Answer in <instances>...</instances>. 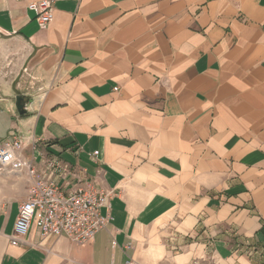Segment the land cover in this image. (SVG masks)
Returning <instances> with one entry per match:
<instances>
[{
  "label": "crops",
  "instance_id": "crops-1",
  "mask_svg": "<svg viewBox=\"0 0 264 264\" xmlns=\"http://www.w3.org/2000/svg\"><path fill=\"white\" fill-rule=\"evenodd\" d=\"M31 1L0 0L37 85L0 141L111 190V219L12 245L26 176L2 174L0 264H264V0H54L43 29Z\"/></svg>",
  "mask_w": 264,
  "mask_h": 264
},
{
  "label": "built area",
  "instance_id": "built-area-1",
  "mask_svg": "<svg viewBox=\"0 0 264 264\" xmlns=\"http://www.w3.org/2000/svg\"><path fill=\"white\" fill-rule=\"evenodd\" d=\"M53 2L37 0L26 5L41 29L53 19ZM22 147L18 137L0 141V173L26 176L27 195L18 205L10 244L22 243L32 223L41 237L65 236L76 244L92 240L99 230L106 228L111 217L102 215L101 209L108 205L111 190L102 189L92 178L76 177L67 164L54 158L46 161L39 172L30 160L21 156ZM97 153L94 151L92 155L95 157ZM66 176L72 179L60 185L56 179ZM126 264L134 263L129 258Z\"/></svg>",
  "mask_w": 264,
  "mask_h": 264
},
{
  "label": "rangeland",
  "instance_id": "rangeland-1",
  "mask_svg": "<svg viewBox=\"0 0 264 264\" xmlns=\"http://www.w3.org/2000/svg\"><path fill=\"white\" fill-rule=\"evenodd\" d=\"M32 81L22 47L0 39V108L11 106L16 113L15 96L27 99V93L37 86Z\"/></svg>",
  "mask_w": 264,
  "mask_h": 264
},
{
  "label": "water",
  "instance_id": "water-1",
  "mask_svg": "<svg viewBox=\"0 0 264 264\" xmlns=\"http://www.w3.org/2000/svg\"><path fill=\"white\" fill-rule=\"evenodd\" d=\"M25 100L21 95L15 96V109L19 115H24L26 113V108L24 106Z\"/></svg>",
  "mask_w": 264,
  "mask_h": 264
}]
</instances>
